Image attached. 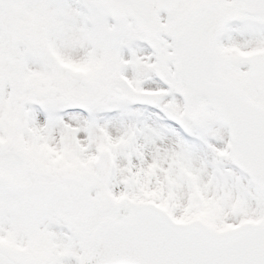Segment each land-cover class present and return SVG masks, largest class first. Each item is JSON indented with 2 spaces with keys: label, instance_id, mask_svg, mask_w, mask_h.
<instances>
[{
  "label": "snow or ice",
  "instance_id": "obj_1",
  "mask_svg": "<svg viewBox=\"0 0 264 264\" xmlns=\"http://www.w3.org/2000/svg\"><path fill=\"white\" fill-rule=\"evenodd\" d=\"M0 264H264V0H0Z\"/></svg>",
  "mask_w": 264,
  "mask_h": 264
}]
</instances>
